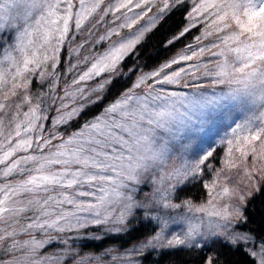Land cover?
<instances>
[{
    "label": "snow or ice",
    "instance_id": "1",
    "mask_svg": "<svg viewBox=\"0 0 264 264\" xmlns=\"http://www.w3.org/2000/svg\"><path fill=\"white\" fill-rule=\"evenodd\" d=\"M103 2L79 0L78 10L73 11V0H0V32L6 24L15 29L10 38H0L3 39L0 43V178L4 180L0 184V248L6 254H22L21 257L13 256L5 264H63L69 254L67 250L64 255L36 258L37 253L55 239L52 233L78 230L88 224L126 226L134 209L150 207L134 200V188L130 186L140 184L146 174L154 176L156 171L162 172V166L167 165V141L156 145L158 131H172L181 106L187 108L207 102L203 96L189 98L178 93H166L163 89L153 90L149 85V91L143 95L133 90L125 92L101 115L85 122L67 138L55 134L51 137L42 135L41 121L46 117L42 115L39 101L32 103L30 76L40 70L43 79L49 62L55 69L60 45L68 37L70 23L74 22L76 31L81 32ZM175 2L180 3L181 0ZM131 3L132 0H121L115 6L106 8L104 15L121 8L132 11L128 7ZM134 7L139 8L141 4L137 3ZM169 7L168 0H164L160 12ZM210 9L214 19L209 27L217 25L214 32L225 34L220 37L219 43L211 45L219 49L212 55L220 59L214 62L212 70H207L205 65L204 75L212 77L213 84L239 86L230 88L224 99H243L250 108L259 109L258 115L253 112L232 130V134L237 145L243 142V146L236 149L241 156L246 158L251 153L254 162L264 160V0H201L193 12L203 13ZM140 18V15L128 17L125 13L126 22L121 23L119 28H131ZM228 29L232 30L226 31ZM147 30L143 28L127 40L114 42L94 58L85 56V63L89 59L93 62L73 84L105 71H114ZM113 34L119 35L118 29L108 30L106 36L98 38L97 43ZM83 47L80 44L74 51L78 52ZM205 51L201 48L200 54ZM152 76H159V72L152 73ZM150 78L141 77L135 88ZM179 78L180 72H175L156 80V83L177 84ZM107 82H102L92 91H102ZM195 87L202 88L203 85ZM77 92L80 99L85 98L82 88L74 92L66 91L65 97H71L72 103H75ZM65 97L60 98L62 103L57 109L54 126L67 123L85 107L79 104L70 108L68 103H63ZM25 105L28 106L27 111H21ZM53 140L59 143L53 144ZM228 144L231 153L233 140H228ZM211 155L209 151L195 166L182 165L173 173H162L158 181L154 180L161 186L155 189L159 196H154V205L165 209L181 207L171 203V192L190 175H196L199 165ZM231 166L235 167L234 164ZM16 175L23 178L14 182L9 180ZM166 179L170 182L167 188L163 187ZM221 195L231 197L235 193L225 186ZM238 198L244 200L243 195ZM185 206L189 212L216 216L225 221V225L242 216L239 207L231 208L229 204L219 211H208L206 206L196 207L191 202H185ZM28 213L32 215L28 216ZM22 218L28 222L21 223ZM156 219L161 220L160 217ZM161 224V232L148 240L145 247H155L165 239L162 233L167 221L161 220ZM203 229V221L197 223L189 218L183 237L172 236L161 246L199 247L198 242H193L203 234ZM36 233L42 238H38ZM22 235L28 239L20 240ZM248 239V236L232 237L234 242ZM78 264H90V261L82 258ZM205 264H215L214 259L209 257ZM260 264H264V252L260 256Z\"/></svg>",
    "mask_w": 264,
    "mask_h": 264
},
{
    "label": "rangeland",
    "instance_id": "2",
    "mask_svg": "<svg viewBox=\"0 0 264 264\" xmlns=\"http://www.w3.org/2000/svg\"><path fill=\"white\" fill-rule=\"evenodd\" d=\"M73 1H75L73 2V11H76L79 8V0ZM162 1L164 0H132V3L128 5L129 8H132V11H128V8H121L119 11H109L107 15H104V10L106 8L113 7L121 2V0H104L103 4H101V7L93 15L94 19H90L81 32H77L74 22H71V35H69L65 41H74H72L70 45L68 42H66V47L61 46L62 44L60 45V48H62V50L67 49L68 56L70 55L72 57V61L70 64H68L67 68V74L70 80L68 82L69 87L68 90L63 91V96L65 97L66 91L74 92L76 89L80 88L84 89L85 92H94L92 90L96 89L102 82L109 81L110 78L114 75L117 76L118 65L121 61L116 65L114 71H105L102 72L99 76H94L88 80L80 81V83L78 84H73V81L78 80L79 76L87 71L91 66V63L93 62V59H89L85 63V56L94 58L98 54L103 53L105 50H107L109 46L114 42L127 40L137 34L139 30L148 28V30L143 34L144 37V35L153 28L160 15L162 14L160 12V8L163 7ZM171 2L172 0L169 2V5L171 4ZM137 3L141 4V7H134V5ZM193 9L194 8H192V16L188 19L189 25H193L194 23L200 21L199 17H205V21L208 20L209 17H211V19L206 24H204V27L201 26L202 32L200 34L198 32L194 33L195 37H193V40L195 41V43L193 44V47L195 48V51H200L201 48H205L207 51V48H210L211 52L210 55L206 57L204 56V53L206 51L202 53L199 56L201 57L199 58L201 59L200 63H197L194 59V61L191 63V67L188 69H192L193 67L197 66L200 67L204 65L208 60H212L210 65L208 66L210 67V70H212L215 67V63H213L214 59L218 60L220 58L212 55L213 52H217L219 51V49L212 48L211 45L213 43H219L220 37H222L225 33H215L214 28L217 27V25H212L211 28L209 27L212 19H214V16L210 15L213 10L210 9L208 12L194 13ZM125 13L128 17L140 15L141 18L138 19V21L133 24L131 28H119V25L121 23L126 22ZM101 16H103L102 20ZM153 21H155L154 24ZM202 24L203 23L201 22L199 25ZM234 27L235 26L233 25L232 28L234 29ZM188 28H192V26ZM111 29H118L119 35L113 34L110 38H106L104 41L97 43L98 38L102 35L106 36L108 30ZM231 30L232 29H228L226 31ZM14 32L15 29L8 27V25L6 24L5 29L0 32V38H10L14 34ZM208 32H213V34L207 35ZM84 35H90V37L83 38ZM3 39H0V43H3ZM80 44H83L84 47L79 48L78 52L74 51V49H77ZM178 55L179 56L174 58L168 64L169 66L166 68V72L163 73L162 76L153 77L152 75H150V73H141L132 89H130L133 90L136 94L143 95L147 91H149L148 86L151 85L153 90L163 89L164 92L167 91L178 93L189 98L196 96H203L207 98V102L199 106L190 105L187 108L181 106L180 112L176 114L175 121L172 125V131L170 133L158 131L156 145L159 146V144L167 141V147L169 149V159L167 161V165L162 166V172L158 170L155 172L154 176L152 173L146 174L142 178L140 184L130 186L131 188H134V191H132L134 200L137 203L150 205V207H141L134 209L133 215L129 218L136 219V216L142 213L143 216L156 223L157 230L150 237L140 240L130 246L124 247L123 250L111 248L95 254L90 253L87 255H84V253L82 255H79V253L75 252L74 255L78 257L75 264H78V262L81 261L82 258L89 260L90 264H142L145 255L148 253L167 249L188 248V246H176L169 248L161 245L166 244V240L171 239L172 236L179 235L183 237V235L187 231V220L189 218L197 223H199L200 221L204 222L203 234L201 236H198L193 244L198 242L199 247H201L210 238H218L222 242H225L232 247L241 248L255 261L256 264H260V256L262 252H264V245L256 242L249 235L238 230L237 225L240 222L242 216L239 219H232L225 225V221L219 219L216 216H208L206 213L189 212L187 207L185 206V202H191V204L196 207L202 205L206 206L208 211H219L225 204H229L231 208L239 207L242 214L246 201L258 190L260 182L264 176V160H256L254 162L251 153H249L246 158L241 156V153L236 149L237 147H242L243 142L241 141V144L237 145L235 137L232 134V130L236 128L238 124H242L248 116L252 115L253 112H256V114L258 115L259 109L250 108L243 99L232 100L223 98L226 96L224 95L226 89L221 92L220 88H222L223 86L234 88L239 87L238 85L230 86L228 84H213L214 87L217 88V91L214 90L213 92H207L200 88L192 87H188V89L184 91H168L170 88L182 89L183 86L180 82L178 84H157L156 80L163 79L165 75H170L173 68H177L188 62V59H182V57L187 55ZM51 69V62H49L47 68L44 69L45 77L43 79H41L40 70H37L35 74H32L30 76L29 92L33 89L35 91L37 88L40 89L39 87L46 81V76L49 75V71ZM141 77L151 78L146 79L144 84H142L139 88H135V85L139 82ZM205 80H209L210 82H212L213 78L206 75H200L194 78H188L186 81L194 85H203V87L207 86L208 84L211 86V83H207ZM79 95L80 94L77 92L76 98L79 97ZM121 96H119L117 99H119ZM65 98H67V102L64 103H68L71 107L72 98ZM228 140H233V144L231 145V153H229L230 145L228 144ZM214 148L216 153L220 157L218 166L214 170H210L209 168L212 165L209 162L206 163V161H204V163L199 165V170L196 175H190L187 180H184L182 183L177 184L175 188L176 190L180 186L186 184V181H189L191 179L202 178V168L206 171H210L208 179L204 181L205 197L202 200L198 202L182 200L181 202L174 203L172 199L174 198L173 194L175 190H173L170 194L171 203L179 204L181 205V207L176 209H165L162 206L154 205V196H159V193H156L155 189L161 187L160 184L154 183V180L158 181L162 173L165 175L168 173H173L176 168H179L182 165L186 164L189 167L195 166L197 163H199L202 157L207 155V153L209 151H212ZM233 164L235 165V167L231 166ZM169 183L170 182L166 179L163 187L167 188L169 186ZM171 183H175V181H172ZM205 185H209V187H205ZM225 186L229 187L235 193V195L231 197L222 196V189ZM240 195L244 196L243 201L238 198ZM210 200L212 201L211 204H209ZM156 217H160L161 220L167 221V227L162 233L165 239L158 242L155 247H145L144 245L148 240L153 239L157 233L161 232V220L156 219ZM89 225H93V227L101 225L102 231H123L119 230L121 228L123 229L121 225H115L112 223ZM217 225L225 226L223 228H220L217 227ZM234 236H248L249 239L247 241L236 240L234 242L232 240V237ZM61 237L66 238L64 236ZM7 243L8 242H6V244ZM0 251L4 250L1 249ZM18 254L19 252L15 253V255Z\"/></svg>",
    "mask_w": 264,
    "mask_h": 264
},
{
    "label": "trees",
    "instance_id": "3",
    "mask_svg": "<svg viewBox=\"0 0 264 264\" xmlns=\"http://www.w3.org/2000/svg\"><path fill=\"white\" fill-rule=\"evenodd\" d=\"M170 1L168 0V2ZM162 2L164 3V1ZM200 2L201 0H181L180 3H176L175 0H172L170 7L160 15L153 28L121 60L118 65V75L111 77L104 85L102 92L99 91L100 93L84 91V99L77 97L75 103H71V107L84 104L83 111L67 123L54 126V121L58 116L57 109L61 107V94L64 90H68L69 87L68 82L70 80L68 78L67 68L68 64L72 61V57L70 55L68 56V50H62L60 48L55 69L52 68L49 71V75L46 76V81L39 87L40 89L37 88L36 91L33 89L29 92L32 97V103L35 104L39 101L42 115L46 117L41 121L43 124L42 135L51 137L55 134L67 138L72 133L78 131L85 122L101 115L104 109L112 104L119 96L132 89L141 73L147 72L152 75L154 72H159V76H162L166 72V68L169 66L168 64L179 56L178 54H185L192 57L190 59L191 62L188 59V62L184 65L171 70L170 75L175 72H180L179 82L183 88H170L168 91H184L188 87L197 88L194 84H190L186 80L204 75L206 71L204 66H209L212 61L208 60L204 65L199 67V70H197V67L188 69L191 67L194 59L197 63L201 61L199 59L201 58L199 57L201 55L200 51H195L193 47L195 43L193 40V37H195L194 33L198 32L200 34L202 32L201 26L204 27V24L211 19L209 17L205 21V17H199L200 21L197 23L193 25L188 24V19L192 16V8H195ZM90 19H94V16ZM201 22L203 24L199 25ZM190 26L192 28H188ZM69 35H71V30L69 31ZM86 37H90V35L83 36V38ZM72 41L74 40H67L61 46L66 47L65 43L68 42L70 45ZM210 52L211 49L207 48L204 56L210 55ZM193 53H197V55H193ZM215 61L216 59H214L213 63ZM181 69L184 71L181 72ZM207 70H210V67H207ZM205 81L207 83L210 82L209 80ZM210 83L211 86L208 84L200 89L207 92L217 91L213 83ZM228 87L223 86L220 88L221 92L226 89L224 95L227 94L226 92H229L230 88ZM63 95L64 93L62 97H64ZM64 102H67V98L63 100ZM27 108L28 106L25 105L21 111H27ZM52 143L56 144L59 141L53 140ZM211 152L212 155L208 156L204 161L212 165L209 168L210 170H214L218 166L220 157L216 153L215 148ZM18 155H25V153H19ZM209 173L210 171L202 168V178L191 179L186 181V184L177 188L173 194V202L178 203L182 200L198 202L202 200L205 197L204 181L208 179ZM22 178L23 176L16 175L10 177L9 180L14 182ZM2 183H4V180L0 178V184ZM27 215L31 216L32 213H28ZM27 222V220L21 219V223ZM100 226L93 227V225L88 224L86 227L78 230L66 231L64 233L54 232L52 233V236L55 237L53 242L41 249L37 253L36 258L49 255H64L65 250H67L69 254L65 256L63 264H75L78 258L74 255L75 252L79 253V255L83 253L87 255L111 248L123 250L124 247L150 237L157 230L156 223L143 216L142 213L136 216V219L129 218L126 226H122V232L102 231V226ZM237 228L240 232L249 235L256 242L264 245V176L258 190L246 201L242 211V218ZM36 235L38 238H42L39 233H36ZM61 236L66 238H62ZM19 239L25 240L28 237L22 235ZM62 241H66V243ZM21 255L20 252L18 255H15V253L6 254L4 251H0V264H5V262L10 261L13 256L21 257ZM209 257L214 259L215 264H256L241 248L232 247L218 238L207 240L201 247L192 246L148 253L145 255L142 264H205Z\"/></svg>",
    "mask_w": 264,
    "mask_h": 264
}]
</instances>
